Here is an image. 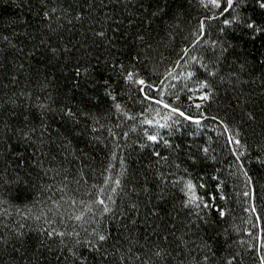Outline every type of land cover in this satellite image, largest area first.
Instances as JSON below:
<instances>
[{
    "label": "trees",
    "instance_id": "1",
    "mask_svg": "<svg viewBox=\"0 0 264 264\" xmlns=\"http://www.w3.org/2000/svg\"><path fill=\"white\" fill-rule=\"evenodd\" d=\"M220 5L0 0V264H261L264 9Z\"/></svg>",
    "mask_w": 264,
    "mask_h": 264
},
{
    "label": "snow or ice",
    "instance_id": "2",
    "mask_svg": "<svg viewBox=\"0 0 264 264\" xmlns=\"http://www.w3.org/2000/svg\"><path fill=\"white\" fill-rule=\"evenodd\" d=\"M203 2H204V0H201V3H203ZM226 2H227V6L228 7H226L224 9L225 12L229 11V9H232L234 4H239L241 2V0H226ZM208 3L211 4L213 7H217V8H219L221 6L220 5V0H208ZM257 3L259 4V7L261 9H264V0H257ZM53 11H55V10L53 9ZM47 15H48V13L46 12L45 16H47ZM232 22H235L240 28H246L248 30H251V32H253V33H262V32H264V26H261V25L257 24V22L255 20L251 19V18H245L240 12H236V14L232 18V21L225 20V24H229V23H232ZM98 35H103V33H98ZM3 39L7 40V37H4ZM55 51L56 50L53 49V52H55ZM77 74L79 75V70H77ZM189 75L191 76L192 74L189 73ZM133 77H134V73L129 72V73H127L125 79L127 81H129V82H133V83H137V84H143L144 83L143 80H134ZM205 87H206L205 84H200V88L203 89ZM200 99L207 100L208 96L207 95L201 96ZM157 102L161 103V101H157ZM163 106L164 107H169L168 104H164ZM197 107H199V105H197ZM116 108H117V110H119L120 109V105L117 104ZM172 110L175 111V109H172ZM69 114L71 115V113H69ZM181 115H183V113H181ZM225 130L227 131V129H225ZM148 139L151 140V141H156L157 137L153 136V135H149ZM229 142L230 143L239 144V140H236L234 138L230 139ZM116 183L119 184V181L117 180ZM186 188L188 189V195H189V199L187 201V204L195 203L196 200H197V197L195 196V193H194V190H193V185H192V183L190 181L187 183ZM60 191H63V189H60ZM102 191H103V189H102ZM112 191H115V189H112ZM108 199L111 200L112 199L111 196H108ZM200 202L201 203L203 202L202 198H201ZM3 203H4V201L0 200V204H3ZM94 203H98V204L104 205L105 201L103 199H98ZM204 206L205 207H209V205H207V204H205ZM197 207H199V204H197ZM88 211H91V207L88 208ZM110 211H111V209L109 207H107V206H105L103 208V212L104 213H107V212H110ZM253 211H255V209H253ZM220 214L223 215V212L221 211ZM37 218H39V217H37ZM75 219L77 221H79V220H81V216H75ZM47 222L49 224L53 223L52 220H49ZM46 235L48 237H54V236L63 237L65 235H77L78 236L79 234L78 233H64V232L57 231L55 228H53L51 231H47ZM92 235L94 236L95 242L94 243L93 242H89V247H91L93 249H96L97 247L102 248L103 247V243L106 242L107 239H108V237L105 234H103L102 232H97L95 229L93 230ZM77 243H79V240H77ZM73 254L75 255V253H73ZM155 255L156 256H160V253L157 252V253H155ZM78 258L83 260V258H80V257H78ZM205 259H207V257H205ZM143 264H148V261H144ZM228 264H231V261H229ZM261 264H264V259L261 260Z\"/></svg>",
    "mask_w": 264,
    "mask_h": 264
}]
</instances>
